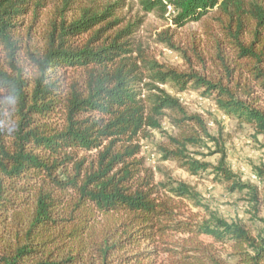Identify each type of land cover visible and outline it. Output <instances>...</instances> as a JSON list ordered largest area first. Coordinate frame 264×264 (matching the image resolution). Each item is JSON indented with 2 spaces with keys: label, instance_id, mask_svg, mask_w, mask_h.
<instances>
[{
  "label": "trees",
  "instance_id": "16d2710c",
  "mask_svg": "<svg viewBox=\"0 0 264 264\" xmlns=\"http://www.w3.org/2000/svg\"><path fill=\"white\" fill-rule=\"evenodd\" d=\"M127 1L0 0V264H264V216L254 231L217 215L179 219L175 199L197 195L158 181L143 156L162 133V161L212 168L264 205L224 148L216 166L192 157L218 140L178 97L197 91L264 137V0H131L178 28L214 20L210 64L194 45L199 63L184 70L148 52ZM155 40L178 50L169 29ZM255 173L264 183V164ZM227 241L233 262L217 245Z\"/></svg>",
  "mask_w": 264,
  "mask_h": 264
},
{
  "label": "rangeland",
  "instance_id": "374dc122",
  "mask_svg": "<svg viewBox=\"0 0 264 264\" xmlns=\"http://www.w3.org/2000/svg\"><path fill=\"white\" fill-rule=\"evenodd\" d=\"M130 1H127L128 7L122 14L128 19L144 17V25L139 35L145 48L157 60L181 70L188 69L190 62L199 63V59L190 50L196 45L199 57L210 64L211 57L215 55L212 52L214 45L217 44L215 39H211L213 33H209L212 32L214 20L206 18L199 23H190L178 28L173 24L169 14L162 17L158 13H146L141 10L137 1L129 3ZM170 12L172 13V9ZM168 29L174 35L178 50L155 40L159 33ZM194 66L200 67L197 64ZM178 97L188 111L199 114L204 119L210 134L218 140L207 141L202 147L190 148L192 157L216 166L221 157L218 150L224 148L227 166L235 174V178L244 183L254 184L262 197L264 183L257 178L255 168L264 164V137L256 134L251 126L239 123L223 113L212 99L203 98L197 91L188 90ZM164 128L172 130L168 121L164 123ZM164 140L162 133L155 132L153 138L144 142L143 156L147 165L156 170L158 181L168 183L182 181L189 184L193 193L197 195L199 201L195 203L187 199H175L182 213L178 216L179 219L186 220L192 214L199 220L217 215L228 222L242 223L253 231L260 226V218L264 216V205L255 203L251 188L232 191L230 188L232 183L216 177L212 168L194 175L179 161H162L160 154L155 151V146ZM202 238L210 240L207 236ZM233 244V241L217 244L222 252V258L230 262H233L235 257Z\"/></svg>",
  "mask_w": 264,
  "mask_h": 264
}]
</instances>
